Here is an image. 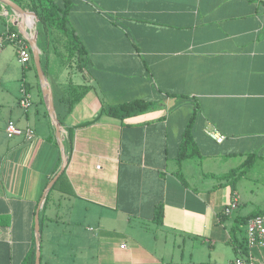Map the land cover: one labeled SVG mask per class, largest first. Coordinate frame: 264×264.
Wrapping results in <instances>:
<instances>
[{"label":"crops","instance_id":"1","mask_svg":"<svg viewBox=\"0 0 264 264\" xmlns=\"http://www.w3.org/2000/svg\"><path fill=\"white\" fill-rule=\"evenodd\" d=\"M70 2L83 63L70 62L55 29L42 50L66 155L64 180L46 195L60 152L34 67L4 41L19 22L0 7V264L29 256L37 209L40 264H232L235 219L264 213L237 185L264 183V0ZM135 100L151 107L124 120L101 114ZM8 121L32 139L7 138ZM187 126L199 156L177 164ZM232 196L236 213L225 216ZM253 256L264 264V249Z\"/></svg>","mask_w":264,"mask_h":264},{"label":"trees","instance_id":"2","mask_svg":"<svg viewBox=\"0 0 264 264\" xmlns=\"http://www.w3.org/2000/svg\"><path fill=\"white\" fill-rule=\"evenodd\" d=\"M32 1V0H31ZM46 5H42L39 8L35 5L32 6V11L36 15L38 19L39 25L42 27L43 32H46L48 29H55L58 32L62 33L65 36L66 40V48L68 53V59H71L74 55L78 56V59L81 58V48H80V42L78 37L76 36L75 31H73L69 26L67 22V15L71 9V2L70 0H61V4H57L55 0H44ZM15 2V1H13ZM17 4V3H16ZM264 5V2H262ZM43 61H42V69L44 74L47 73V56L46 53L43 51ZM81 62L77 63L78 67ZM31 65L34 67L32 58H31ZM86 91V87H81L79 89V92L76 93L74 100H78ZM75 93V92H74ZM74 102L69 103L68 110L70 109L71 105ZM151 107L150 102H145L142 100H135L126 102L123 104L115 105V106H107L102 109L101 114H104L107 117L124 120L130 117H133L137 114L143 113L147 111ZM100 117V114L97 115L93 120H91L88 123H92L96 121ZM192 118L190 119V121ZM199 156V152L196 149L190 133L189 126L186 127L185 131L182 134L181 137V144L179 147L178 155H177V164L183 160L188 158H195ZM254 154H249L246 156V159L244 160L242 164V172L241 175H243L248 169L251 168L253 165V162L255 160ZM64 171L60 174L50 191H53L57 188V186L64 180ZM176 177L179 179V181L185 185V181L179 174V172L175 173ZM259 214V213H257ZM257 214L250 215L248 218L253 217ZM248 218H239L235 219L234 226L230 229V245L236 253L238 250L241 252H244L245 249L242 245V240L239 239L240 233L242 231V227L246 220ZM156 225H160L162 222V204L158 203L156 204L154 208L153 213V220ZM34 263V247L32 248L29 256L23 261L22 264H33Z\"/></svg>","mask_w":264,"mask_h":264},{"label":"built area","instance_id":"3","mask_svg":"<svg viewBox=\"0 0 264 264\" xmlns=\"http://www.w3.org/2000/svg\"><path fill=\"white\" fill-rule=\"evenodd\" d=\"M4 41L13 46L19 64L22 66L31 64V50L27 42L18 32H8L5 35ZM18 106L23 110H27L31 106L30 96L26 92L25 86H22L20 90ZM5 134L7 138L24 137L26 140H31L33 137V130L30 128L20 129L12 121H8ZM206 134L217 144L224 141V136L219 134L216 129H211L207 131ZM237 207V198L232 196L229 203L223 207L222 213L225 216H230ZM239 239L242 240L245 251L241 252L238 250L232 260V264H257L253 256V251L256 249H264V213L257 214L246 220ZM121 247L123 248L124 246L122 245Z\"/></svg>","mask_w":264,"mask_h":264},{"label":"water","instance_id":"4","mask_svg":"<svg viewBox=\"0 0 264 264\" xmlns=\"http://www.w3.org/2000/svg\"><path fill=\"white\" fill-rule=\"evenodd\" d=\"M0 4L8 7L11 11H13V13H15L19 21V33L21 37L27 42L31 50L32 62L34 65L35 73H36L42 94L45 97L48 116L54 128L55 139H56L59 152H60V158H61L60 167L58 171L56 172V174L53 176L52 180L47 185L45 192H44V195H46L48 191L51 189V187L53 186V184L55 183V181L58 179L60 174L64 171L65 166H66V155H65L64 145L62 142L61 125L56 118L54 107H53L51 89H50V86L47 82L46 76L42 69L41 53L37 46L36 33L28 34L26 32L24 19H25V16L31 15V14H27L19 5H17L12 0H0ZM35 28H36V25H35ZM38 211L39 210L37 209L35 218H34V263L33 264H40V228H39V222H38Z\"/></svg>","mask_w":264,"mask_h":264},{"label":"rangeland","instance_id":"5","mask_svg":"<svg viewBox=\"0 0 264 264\" xmlns=\"http://www.w3.org/2000/svg\"><path fill=\"white\" fill-rule=\"evenodd\" d=\"M12 1H15V3H17V5H19L27 14L33 15V19L35 21L36 28H35L34 31H31L30 28L26 27V32L28 34L36 33L37 46H38V48L40 50V53H41V62H42V59H43V54H42L43 45H44V43L46 41L50 40V34L48 35L49 37L47 36V38L44 39V36H45V34L46 35L48 34V31L46 33L43 32L42 27L39 25V23L37 21L36 15L32 11V6L36 5L39 8L42 5L45 6L46 3H45L44 0H32V1L31 0H12ZM1 6L4 7L5 10L7 12H9L11 15H13L16 18V20L18 21V18L15 15V13H13V11H11L8 7L0 4V7ZM15 26L13 27L14 30H16V28H19V23L18 24L15 23ZM57 44L61 45L59 40H58ZM7 46H9V48L12 47L11 44H7ZM71 59L72 60L69 59L70 62L72 61L74 64H77L79 62L83 63V60L82 59L79 60L77 55H74ZM234 185L235 184L233 183L231 186L234 187ZM237 185L241 189V193H243V196H244L245 199H251V197H253V199L250 200V201H252L253 206L255 205V206H259V207H264V183L261 184V183L249 182L247 180H244V181H242L240 183H237ZM51 202H52V198L50 199V203ZM54 202L56 203V200ZM54 211H55V213H58L59 218H60V216L63 217L64 213L66 212V209L62 208V211L61 210L59 211L58 209H55Z\"/></svg>","mask_w":264,"mask_h":264},{"label":"bare ground","instance_id":"6","mask_svg":"<svg viewBox=\"0 0 264 264\" xmlns=\"http://www.w3.org/2000/svg\"><path fill=\"white\" fill-rule=\"evenodd\" d=\"M29 16H30L31 20H29L28 17H25L24 23H25V25L27 27H30V25H31L32 26V30L31 31H34L35 30V21L33 19V16H31V15H29ZM30 21H31V23H30Z\"/></svg>","mask_w":264,"mask_h":264}]
</instances>
